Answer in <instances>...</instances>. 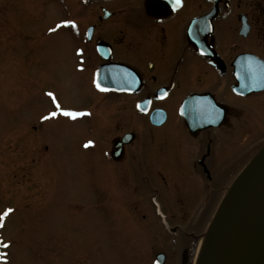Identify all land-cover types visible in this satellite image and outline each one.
<instances>
[{
	"label": "flooded vegetation",
	"instance_id": "obj_1",
	"mask_svg": "<svg viewBox=\"0 0 264 264\" xmlns=\"http://www.w3.org/2000/svg\"><path fill=\"white\" fill-rule=\"evenodd\" d=\"M75 2L60 7L53 28L54 46L62 53L56 66L67 64L92 103L66 107L58 100L62 109L85 115L56 117L77 127L80 135L93 136L77 150L97 147L106 163L133 174L132 188L158 211L165 232L178 238L186 254L202 235L196 231L205 225L226 182L236 176L232 158L224 163L223 174L219 168L228 141L222 132L251 117L256 93L248 91L254 76L264 75V0ZM68 20L76 27H57ZM194 95L208 97L189 101L182 118L180 105ZM209 96L224 108L223 122L191 131L189 122L218 117L215 110L210 115ZM196 107L209 111L197 118ZM100 121L114 130L106 145L93 134ZM186 201L193 203L189 218L169 224V214L161 212L164 202L183 207ZM258 264H264V254Z\"/></svg>",
	"mask_w": 264,
	"mask_h": 264
},
{
	"label": "rangeland",
	"instance_id": "obj_2",
	"mask_svg": "<svg viewBox=\"0 0 264 264\" xmlns=\"http://www.w3.org/2000/svg\"><path fill=\"white\" fill-rule=\"evenodd\" d=\"M77 3L0 0V213L14 209L0 228V242L10 245L0 247V264H153L160 253L165 264H196L197 249L227 196L264 149V92L254 94L247 124L234 122L231 131L222 132L228 141L219 168L223 174L224 163L232 158V175H237L226 182L205 225L196 231L202 235L185 254L178 238L165 232L158 211L132 188L131 172L120 173L106 163L97 147L77 150L92 135H80L59 117L43 119L56 111L49 92L62 106L92 103L67 64L56 66L62 53L54 46L52 29L60 7ZM113 132L100 121L93 134L106 145ZM163 206L169 224L187 220L193 209L190 202Z\"/></svg>",
	"mask_w": 264,
	"mask_h": 264
},
{
	"label": "water",
	"instance_id": "obj_3",
	"mask_svg": "<svg viewBox=\"0 0 264 264\" xmlns=\"http://www.w3.org/2000/svg\"><path fill=\"white\" fill-rule=\"evenodd\" d=\"M249 93L264 91V75L254 76ZM96 85L101 86L97 74ZM207 96L208 95H204ZM203 95H194L184 100L178 109L182 118L187 117L189 101L198 103ZM209 98H211L209 96ZM211 114L219 112L216 120L188 123L191 131L196 128L219 126L224 119V108L211 98ZM208 108L195 109V115H206ZM264 250V149L252 160L251 165L234 185L220 210L196 264H258ZM165 256L158 254L154 264H164ZM247 263V264H248Z\"/></svg>",
	"mask_w": 264,
	"mask_h": 264
},
{
	"label": "snow or ice",
	"instance_id": "obj_4",
	"mask_svg": "<svg viewBox=\"0 0 264 264\" xmlns=\"http://www.w3.org/2000/svg\"><path fill=\"white\" fill-rule=\"evenodd\" d=\"M175 2L179 3V0H175ZM62 26H71L73 28L76 27L75 22L71 21V20L64 21L63 25H57L58 28L62 27ZM54 30L55 29H52V31H54ZM97 86L99 87V85H97ZM47 95L52 98V102L55 105L56 111H53L52 113H50L49 116L43 117V119H45V120L52 119V118H55L59 114V115H63L65 117H68V118L74 120L79 116L85 115V113L75 112V111H71V110H67V109H62L61 105L59 104V102L57 101V99L53 93L49 92ZM91 144H92V142L89 141L87 144H85V147H89ZM13 211H14V209L7 208L3 213H0V228L4 227L5 218L8 217ZM0 247L7 249L10 247V245L7 243L0 242ZM3 259H4V257L0 256V260H3ZM5 264H6V262H5Z\"/></svg>",
	"mask_w": 264,
	"mask_h": 264
},
{
	"label": "bare ground",
	"instance_id": "obj_5",
	"mask_svg": "<svg viewBox=\"0 0 264 264\" xmlns=\"http://www.w3.org/2000/svg\"><path fill=\"white\" fill-rule=\"evenodd\" d=\"M203 246H204V242L198 247V252H199V254L198 255H200V253H201V250H202V248H203ZM198 260V259H197ZM197 260H196V263H197ZM248 263V262H247ZM247 263H242V264H247ZM249 264V263H248Z\"/></svg>",
	"mask_w": 264,
	"mask_h": 264
}]
</instances>
